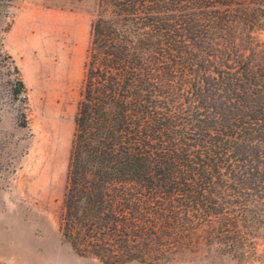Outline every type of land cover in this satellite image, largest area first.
<instances>
[{"label":"trees","instance_id":"obj_1","mask_svg":"<svg viewBox=\"0 0 264 264\" xmlns=\"http://www.w3.org/2000/svg\"><path fill=\"white\" fill-rule=\"evenodd\" d=\"M12 0H0V15ZM61 231L103 264L159 263L200 230L238 260L264 227V0H100ZM7 94L27 126L11 55ZM1 98V94H0ZM0 264H3L0 262Z\"/></svg>","mask_w":264,"mask_h":264},{"label":"rangeland","instance_id":"obj_2","mask_svg":"<svg viewBox=\"0 0 264 264\" xmlns=\"http://www.w3.org/2000/svg\"><path fill=\"white\" fill-rule=\"evenodd\" d=\"M100 0H12L0 15V49L11 55L25 82L27 126L7 94L12 72L0 56V262L3 264H103L63 242L65 191L85 78L91 26ZM264 29V27H263ZM255 35L264 39V30ZM204 226L196 247L159 263L264 264V227L249 258L238 260L208 241Z\"/></svg>","mask_w":264,"mask_h":264}]
</instances>
